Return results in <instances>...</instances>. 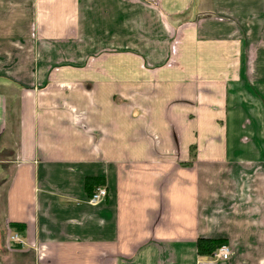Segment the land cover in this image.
I'll use <instances>...</instances> for the list:
<instances>
[{
    "label": "crops",
    "instance_id": "1",
    "mask_svg": "<svg viewBox=\"0 0 264 264\" xmlns=\"http://www.w3.org/2000/svg\"><path fill=\"white\" fill-rule=\"evenodd\" d=\"M1 152L0 264H264V0H0Z\"/></svg>",
    "mask_w": 264,
    "mask_h": 264
},
{
    "label": "trees",
    "instance_id": "2",
    "mask_svg": "<svg viewBox=\"0 0 264 264\" xmlns=\"http://www.w3.org/2000/svg\"><path fill=\"white\" fill-rule=\"evenodd\" d=\"M103 179H87L86 180V189L92 193L94 191V185L102 186L104 183L101 181ZM9 228L14 230L18 235L22 234L25 227L21 224H10ZM223 245H228L226 240L223 239H207L199 238L197 241L198 253L200 256L212 257L214 253Z\"/></svg>",
    "mask_w": 264,
    "mask_h": 264
},
{
    "label": "rangeland",
    "instance_id": "3",
    "mask_svg": "<svg viewBox=\"0 0 264 264\" xmlns=\"http://www.w3.org/2000/svg\"><path fill=\"white\" fill-rule=\"evenodd\" d=\"M185 19L186 18H184L183 20ZM9 159H10V155L8 153L6 152L0 153V213L2 211L3 204H4V194H5V191L9 183V176H10L8 173V170H9L8 166L10 165ZM14 235L15 233L10 231L5 236V239H7V244L11 248L17 244H20L19 242H17V240L13 238Z\"/></svg>",
    "mask_w": 264,
    "mask_h": 264
},
{
    "label": "built area",
    "instance_id": "4",
    "mask_svg": "<svg viewBox=\"0 0 264 264\" xmlns=\"http://www.w3.org/2000/svg\"><path fill=\"white\" fill-rule=\"evenodd\" d=\"M107 190L104 186H100L95 189L94 193L89 199V202L93 205H96L100 202H102L106 196H107ZM17 242L20 244L23 243L21 237L18 234H15L13 237ZM231 256V248L228 245H223L220 247L212 256L214 260H220V261H225L228 260Z\"/></svg>",
    "mask_w": 264,
    "mask_h": 264
}]
</instances>
